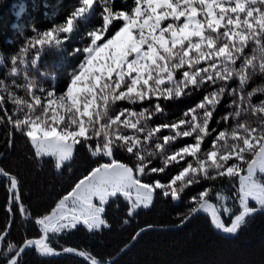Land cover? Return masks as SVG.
I'll return each mask as SVG.
<instances>
[{
  "label": "snow or ice",
  "instance_id": "snow-or-ice-1",
  "mask_svg": "<svg viewBox=\"0 0 264 264\" xmlns=\"http://www.w3.org/2000/svg\"><path fill=\"white\" fill-rule=\"evenodd\" d=\"M114 4L80 0L62 23L33 28L7 59L0 53L6 146L0 158L19 134L30 158L57 173L81 150L94 162L39 214L26 205L17 176L0 168L7 193L0 264H21L26 250L42 259L73 255L84 264H112L60 242L80 229H110L112 204H123L127 225L157 199L183 202L176 227L204 214L226 236L264 211V84L249 89L264 78V0ZM93 13L99 22L72 47L78 62L60 89L42 68V53L64 51ZM194 96V104L169 119L168 104ZM17 212L36 229L19 243L8 239ZM152 227L140 228L133 240Z\"/></svg>",
  "mask_w": 264,
  "mask_h": 264
},
{
  "label": "trees",
  "instance_id": "trees-1",
  "mask_svg": "<svg viewBox=\"0 0 264 264\" xmlns=\"http://www.w3.org/2000/svg\"><path fill=\"white\" fill-rule=\"evenodd\" d=\"M80 0H0V53H13L26 37L32 36L33 28L44 31L62 23L79 6ZM133 0H115L116 9L129 7ZM22 7L18 13V8ZM22 13V14H21ZM93 13L80 23V32L65 46L64 51L45 50L41 66L57 77V85L63 89L68 71L77 64L69 53L73 46H79L80 35L90 26L98 23ZM2 74V70H0ZM264 84V78L256 77L249 89ZM262 97H254L258 101ZM199 96H194L167 105L169 119L181 115L182 111L194 104ZM4 129L0 126V151L5 150ZM122 155V154H118ZM24 138L17 134L14 148L6 152L0 160L1 167L20 179L21 194L33 214L42 213L55 200L66 192L79 177L93 165V161L81 150L65 169L57 173L45 162L33 160ZM175 169H173L174 174ZM167 176L161 179L166 180ZM5 178L0 177V229L5 226L7 213L5 205L7 193ZM193 188L188 195L198 191ZM187 198V197H186ZM255 206V205H253ZM187 205L157 199L152 208L139 210L135 219L125 225V208L112 204L107 217L112 227L102 233L89 234L83 229L61 237V243L76 248L90 249L100 259L116 255L140 228L147 225H177V213H184ZM34 236L35 226L31 221L25 223L17 212L8 239L19 243L24 236ZM58 247L59 245L54 244ZM21 264H84L75 257L40 259L33 250L22 258ZM114 264H264V214L251 217L246 226L232 237H224L211 227L205 215H198L184 228L173 231H150L142 235L134 247L123 254Z\"/></svg>",
  "mask_w": 264,
  "mask_h": 264
},
{
  "label": "water",
  "instance_id": "water-1",
  "mask_svg": "<svg viewBox=\"0 0 264 264\" xmlns=\"http://www.w3.org/2000/svg\"><path fill=\"white\" fill-rule=\"evenodd\" d=\"M2 8H0V10H1ZM2 158H0V160H1ZM0 168H2L1 167V163H0ZM3 178V177H2ZM18 178V177H17ZM18 180L20 181V179L18 178ZM258 214H264V211H262V212H258V213H256L255 215H258ZM198 215H204V214H198ZM197 215V216H198ZM196 217V216H195ZM195 217H193L191 220H193ZM190 220V221H191ZM190 221H188L183 227H176V225H169V226H156V225H152L153 227L151 228V229H149V230H147V231H145V232H143L137 239H135V240H133V237L130 239V241L120 250V251H118V253L116 254V255H114L113 257H111V258H109V259H111L112 260V264H114L116 261H118L119 259H120V257L123 255V254H125L127 251H129L130 249H132L133 247H134V245L136 244V242L139 240V238L142 236V235H144L145 233H147V232H150V231H173V230H180V229H182V228H184ZM148 226V225H147ZM147 226H144V227H142V228H146ZM215 231V230H214ZM137 232V231H136ZM217 232V231H216ZM218 233V232H217ZM218 234H220V235H222V236H224V237H232V236H226V235H224V234H221V233H218ZM135 235V234H134ZM133 235V236H134ZM28 251H30V250H26V252H25V254L28 252ZM34 251V250H33ZM24 254V255H25ZM36 254V253H35ZM24 255H23V257H24ZM36 256H37V254H36ZM22 257V258H23ZM38 257V256H37ZM63 257H75V256H73V255H64V256H61V257H59V258H63ZM38 258H40V257H38ZM75 258H77V259H79V260H81V261H83L82 259H80V258H78V257H75ZM40 259H42V258H40ZM51 259H57V258H51ZM84 262V261H83Z\"/></svg>",
  "mask_w": 264,
  "mask_h": 264
},
{
  "label": "rangeland",
  "instance_id": "rangeland-1",
  "mask_svg": "<svg viewBox=\"0 0 264 264\" xmlns=\"http://www.w3.org/2000/svg\"><path fill=\"white\" fill-rule=\"evenodd\" d=\"M21 8H22L21 6H20V8H18V13L20 12Z\"/></svg>",
  "mask_w": 264,
  "mask_h": 264
}]
</instances>
